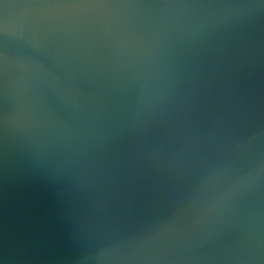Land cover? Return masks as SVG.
<instances>
[{
	"label": "water",
	"instance_id": "water-1",
	"mask_svg": "<svg viewBox=\"0 0 264 264\" xmlns=\"http://www.w3.org/2000/svg\"><path fill=\"white\" fill-rule=\"evenodd\" d=\"M0 264H264V0H0Z\"/></svg>",
	"mask_w": 264,
	"mask_h": 264
}]
</instances>
